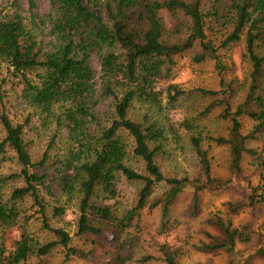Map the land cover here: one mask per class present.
Here are the masks:
<instances>
[{
	"label": "trees",
	"instance_id": "trees-1",
	"mask_svg": "<svg viewBox=\"0 0 264 264\" xmlns=\"http://www.w3.org/2000/svg\"><path fill=\"white\" fill-rule=\"evenodd\" d=\"M27 0L28 9L33 16L36 2ZM55 10L51 20V34L57 47L41 55V45L25 28L18 15L0 17V64L12 70L21 85V98L42 113H49L53 106H59L62 119L72 132H82L78 149L70 151L63 162L65 173L60 182L65 191L76 190L79 193V216L77 234H103V228L123 233L133 227L139 230L140 215L147 206L148 197L154 186L164 183L168 189L154 198L149 208L157 209L159 224L158 235L166 240L158 246L160 261L164 264H177L180 249L167 240L179 228L177 221H171L169 213L178 196L184 192L193 195V207L197 208V193L214 186L222 187L225 182L211 177L206 151L199 148L194 139L195 153L199 159L200 171L197 178H165L156 165L154 158L157 149H151L150 141L157 140L159 134L153 125L136 123L128 118V110L134 98L153 101L156 99L154 84L161 67L172 61L182 52L199 45L201 51L194 56L195 62L205 59L216 60V49L207 39L206 32L211 25L232 30L220 44L225 47L240 41L245 32V42L251 63L250 85L243 103L231 111L227 99L220 100L224 105V117L230 126L226 137L210 138L216 145L229 149L230 166L238 172L244 153L249 152L246 141L257 136L264 137V87L260 79L264 68V0H48ZM107 13L108 22H103L101 10ZM169 40V41H168ZM173 40V42H170ZM175 40V41H174ZM106 47L108 51L102 58L103 73L113 78L125 88L122 97L115 105V118L99 137L83 132L84 119L90 116L88 101L94 93L95 74L88 59L95 48ZM261 49L260 53L255 50ZM40 71L36 81L29 74ZM201 93L216 95L217 93ZM108 94L111 91L106 90ZM183 92L176 91L172 100ZM3 100L0 84V103ZM254 105L255 109H250ZM246 116L252 121V129L241 133L238 117ZM24 124H13L0 111V124L4 137L0 139V152L9 147L20 166L19 173L0 177V227L12 226L19 217L15 205L3 202V191L7 183L22 179L23 185L14 187L10 193L12 202L31 199L38 206L42 218V227L53 235L54 240L40 245L36 249L38 257H44L56 247L65 250V261L71 257L86 259L88 254L71 247L69 235L62 229L52 228L45 217V207L38 195V187L44 176L37 173L43 167L46 157L33 162L23 140ZM120 131L132 138V153L144 163V173H139L125 164L126 147ZM34 170V171H33ZM123 177L129 182L140 185L136 202L120 217L109 205L99 203L100 195L106 200L117 196V178ZM255 189L251 190L248 200L251 205L263 198L256 199ZM237 206V205H236ZM233 206L232 211L236 208ZM63 209H54V215L60 216ZM221 233V238L205 233L208 243L200 241L196 247L205 251L223 250L231 254L237 242L247 243L246 233L234 228L230 220L214 217L212 222ZM112 240L118 242L123 254L118 255V264H128L133 260L135 241L119 242L112 233ZM31 241L24 230L14 242L11 250L0 247V264H26L32 253ZM264 255V248L259 250ZM151 256H142L137 262L145 263ZM41 264V263H37Z\"/></svg>",
	"mask_w": 264,
	"mask_h": 264
},
{
	"label": "rangeland",
	"instance_id": "rangeland-1",
	"mask_svg": "<svg viewBox=\"0 0 264 264\" xmlns=\"http://www.w3.org/2000/svg\"><path fill=\"white\" fill-rule=\"evenodd\" d=\"M209 3V0L206 1ZM18 15L25 28L41 45L42 56L53 52L56 47L55 37L51 34V20L55 10L48 0H38L33 16L29 12L27 0H0V17ZM101 18L107 23V13L101 10ZM206 32L207 39L216 49L217 59H205L195 62L194 56L200 53L199 45L182 52L172 58L170 63L161 67L154 84L156 99L153 101L134 98L128 118L136 123L153 125L159 134L157 140L148 143L151 149L156 148L154 161L165 178L189 181L197 178L200 171L199 159L195 153L194 139L199 148L207 153L211 177L225 182L222 187H212L197 193V208L193 207V195L184 192L178 196L171 207L169 217L177 221L179 228L168 237L171 244L180 249L177 264H264V255L259 250L264 248V137L246 141L249 152L240 160L239 171L230 166L229 149L216 145L210 138L226 137L230 126L229 119L224 117V105L220 100L227 99L231 108L244 102L250 85L251 63L248 57L245 32L237 43L225 47L220 44L231 32L228 25L221 27L211 25ZM169 41V40H168ZM175 41V40H174ZM170 42H173L171 40ZM108 49L104 46L95 48L89 54V65L95 74L94 93L88 101L90 116L84 119L83 132L99 137L115 118V105L125 92V88L113 78L106 76L102 69V58ZM261 49L255 50L260 53ZM40 71L29 74L36 81ZM18 78L5 64H0V84H2L3 100L0 111L13 124H24L23 140L33 162L37 163L46 157L43 167H38L39 176H44L38 187V195L45 207V217L52 228L62 229L70 237V246L88 254L86 259L71 257L65 261V250L56 247L44 257H38V246L53 241L52 234L42 227V218L38 206L29 199L12 202L10 193L14 187L23 185L22 179L9 181L3 191V202L15 205L19 217L10 227H0V247L6 250L13 248L20 233L24 230L31 241L32 253L26 264H118L116 258L123 252L118 242L112 240L114 233L119 242L135 241L133 260L128 264H164L158 257V246L166 240L158 235L159 224L157 209L149 208L150 202L168 189L164 183L154 186L148 197L147 206L140 215L139 230L131 227L123 233L103 228V234H77L79 216V193L76 190L63 189L61 178L65 173L64 160L70 151L78 149L82 132H72L55 105L49 113L30 107L21 98V85ZM261 89L264 87V68L260 79ZM106 90L111 91L108 94ZM217 93L210 95L201 93ZM176 91L182 95L172 100ZM254 105L250 109H255ZM241 133L247 134L252 129V121L246 116L238 117ZM118 135L126 147L125 164L139 173H144V163L132 153L133 141L125 131ZM4 130L0 124V139ZM15 153L5 147L0 152V177L19 173ZM34 171V170H33ZM140 185L129 182L123 177L117 178V196L106 200L100 195L99 203L109 205L117 216H121L136 202ZM255 189V197L263 198L251 205L248 197ZM237 205V206H236ZM236 208L232 211V207ZM60 207L63 213L54 215V209ZM214 217L230 220L234 228L246 233L247 243L237 242L231 254L223 251H205L196 247L200 241L208 243L205 233L221 238V233L212 223ZM142 256H151L152 260L140 263ZM22 264V263H20Z\"/></svg>",
	"mask_w": 264,
	"mask_h": 264
}]
</instances>
